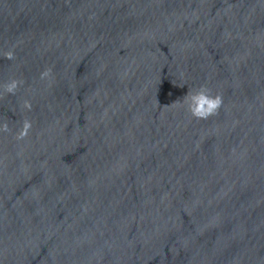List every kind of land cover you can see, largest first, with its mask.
Listing matches in <instances>:
<instances>
[{
    "label": "water",
    "instance_id": "obj_1",
    "mask_svg": "<svg viewBox=\"0 0 264 264\" xmlns=\"http://www.w3.org/2000/svg\"><path fill=\"white\" fill-rule=\"evenodd\" d=\"M0 264H264V0H0Z\"/></svg>",
    "mask_w": 264,
    "mask_h": 264
},
{
    "label": "clouds",
    "instance_id": "obj_2",
    "mask_svg": "<svg viewBox=\"0 0 264 264\" xmlns=\"http://www.w3.org/2000/svg\"><path fill=\"white\" fill-rule=\"evenodd\" d=\"M9 57L11 53L7 54ZM15 85H9V90H11ZM186 102L188 105V111L195 117H206L209 114H212L220 105L221 99L218 95L213 96L210 93V90L204 86H201L199 89L191 91L186 94ZM29 125L25 123L24 132L21 135H24L27 131Z\"/></svg>",
    "mask_w": 264,
    "mask_h": 264
}]
</instances>
